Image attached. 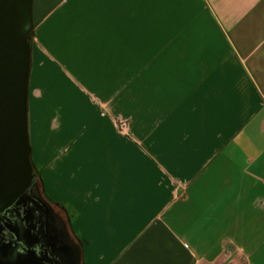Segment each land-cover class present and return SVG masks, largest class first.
<instances>
[{
  "label": "crops",
  "instance_id": "1",
  "mask_svg": "<svg viewBox=\"0 0 264 264\" xmlns=\"http://www.w3.org/2000/svg\"><path fill=\"white\" fill-rule=\"evenodd\" d=\"M28 15V160L73 264H264V0Z\"/></svg>",
  "mask_w": 264,
  "mask_h": 264
},
{
  "label": "flooded vegetation",
  "instance_id": "2",
  "mask_svg": "<svg viewBox=\"0 0 264 264\" xmlns=\"http://www.w3.org/2000/svg\"><path fill=\"white\" fill-rule=\"evenodd\" d=\"M23 0H0V37L11 41ZM23 156L0 149V264H73L61 217L43 199Z\"/></svg>",
  "mask_w": 264,
  "mask_h": 264
},
{
  "label": "water",
  "instance_id": "3",
  "mask_svg": "<svg viewBox=\"0 0 264 264\" xmlns=\"http://www.w3.org/2000/svg\"><path fill=\"white\" fill-rule=\"evenodd\" d=\"M28 9L29 0L28 5L25 0V15L12 31L11 41L0 37V149L3 153L7 148L10 154L16 155L23 148L29 166L25 115Z\"/></svg>",
  "mask_w": 264,
  "mask_h": 264
},
{
  "label": "rangeland",
  "instance_id": "4",
  "mask_svg": "<svg viewBox=\"0 0 264 264\" xmlns=\"http://www.w3.org/2000/svg\"><path fill=\"white\" fill-rule=\"evenodd\" d=\"M24 1L25 0H23V10H24ZM27 1V5H28V0H26ZM26 8H27V6H26ZM29 24V26H30V23H28ZM29 29H30V27H29ZM29 31V30H28ZM27 35H28V32H27ZM26 35V36H27ZM31 37V34L29 33V38ZM26 44H27V47H28V40L26 41ZM28 61H27V69H28ZM50 147V146H49ZM32 149H33V151H32ZM28 157L30 158V157H35V151H34V148H33V146H30L29 147V145H28ZM29 170H30V172H31V174H32V176H33V180H34V182H36V174H35V162L34 161H32V163L30 162V160H29Z\"/></svg>",
  "mask_w": 264,
  "mask_h": 264
}]
</instances>
